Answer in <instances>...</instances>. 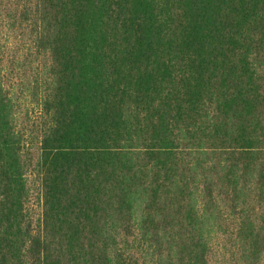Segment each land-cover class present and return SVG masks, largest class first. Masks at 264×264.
<instances>
[{"label":"trees","instance_id":"16d2710c","mask_svg":"<svg viewBox=\"0 0 264 264\" xmlns=\"http://www.w3.org/2000/svg\"><path fill=\"white\" fill-rule=\"evenodd\" d=\"M1 41L0 264H264V0H0Z\"/></svg>","mask_w":264,"mask_h":264},{"label":"rangeland","instance_id":"374dc122","mask_svg":"<svg viewBox=\"0 0 264 264\" xmlns=\"http://www.w3.org/2000/svg\"><path fill=\"white\" fill-rule=\"evenodd\" d=\"M1 44V47H8V46H4L5 45V41H1L0 42ZM9 48V47H8ZM5 50V49H4ZM8 52L10 54V48L8 49ZM11 55V54H10ZM20 110L21 111H26L27 112V116L23 114L21 115V121L24 122L25 126L29 127L32 129L31 132H29V130L27 131V138L26 139L27 141L31 140L32 144H30L28 146V150L25 151V154L26 156H29L31 155L32 157H35L37 156L38 154V141H39V138H38V131L35 130L39 127V118H38V114H37V109L34 108L29 102L28 100H25V101H21L20 102ZM29 132V133H28ZM27 147V146H26ZM29 211H30V214L31 216H33V219H34V222L36 223L37 222V218L39 216V213H40V204H37L34 203L33 206H30L29 205Z\"/></svg>","mask_w":264,"mask_h":264}]
</instances>
